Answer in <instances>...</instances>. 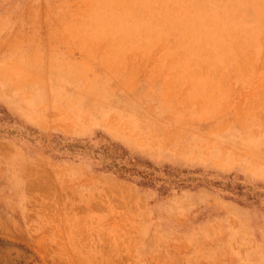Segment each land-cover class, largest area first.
Here are the masks:
<instances>
[{"label": "rangeland", "instance_id": "1", "mask_svg": "<svg viewBox=\"0 0 264 264\" xmlns=\"http://www.w3.org/2000/svg\"><path fill=\"white\" fill-rule=\"evenodd\" d=\"M0 264H264V0H0Z\"/></svg>", "mask_w": 264, "mask_h": 264}, {"label": "trees", "instance_id": "2", "mask_svg": "<svg viewBox=\"0 0 264 264\" xmlns=\"http://www.w3.org/2000/svg\"><path fill=\"white\" fill-rule=\"evenodd\" d=\"M114 150H116L114 148ZM124 152H119L116 157L121 159L123 157ZM115 157V158H116ZM127 163H129L130 165L125 166L122 164L116 165L113 164V167H115V173L121 177V178H128V179H132L136 182V184L141 185V186H145L150 182V173H147L145 170L143 171H138L134 164L131 161H128ZM160 189L164 190L163 185L161 184L159 186ZM235 189H240L238 184H235ZM239 193V192H237Z\"/></svg>", "mask_w": 264, "mask_h": 264}]
</instances>
